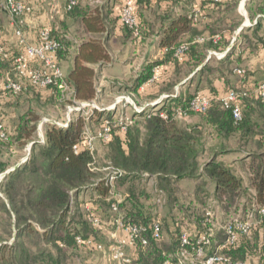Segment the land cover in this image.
<instances>
[{
	"label": "trees",
	"instance_id": "16d2710c",
	"mask_svg": "<svg viewBox=\"0 0 264 264\" xmlns=\"http://www.w3.org/2000/svg\"><path fill=\"white\" fill-rule=\"evenodd\" d=\"M203 1L209 21L191 34V30L196 28L193 25L200 21L199 14L189 17L181 14L171 18L160 38V44L168 49L165 59L147 62L138 76L129 84L122 85V92H126L138 107L145 106L141 112H136L129 104L132 115L128 116V122H124L126 113L122 114L123 118H113L110 112L93 110L92 113H97L101 118L100 131L104 122L110 128L109 136L103 142L106 144L109 168L115 170L112 182L107 175L106 178H98L92 170L95 162L93 151L83 141L85 133L89 132L90 117L78 115L65 127L47 123L44 125L43 141L37 140L40 115L35 110L36 105L38 102L49 104L65 96L58 88V82L41 88L22 80L20 91L5 89L13 95L20 110L11 130L0 121L6 134L5 138L0 137V148L6 146V151L10 146L22 149L30 143L31 150L24 162L1 178L0 211L5 212L3 224L8 233H12L14 228L18 234H29L38 227L43 239L57 247L58 254L39 257L36 264H61L62 261L74 260L77 256L74 257L72 253L66 256L65 252L69 250L77 253L82 247H91L87 244L90 239L104 245L106 238L101 242L99 233L105 237L101 229L102 215L105 213L106 217L110 213L107 221L121 218L124 225L136 224L145 228L142 235L147 244L135 240L133 247L136 258H130L122 264L176 263V254L182 249L191 255L196 264H201L224 238L221 228L209 235L212 224L206 213L213 205H218L226 217L221 225L233 216L245 218L250 214L252 218L249 233L238 232L236 244L221 250L220 253L229 259V264L246 262L251 256H257L260 264H264V216L258 213V208L264 206V98L257 92L258 85L264 80L254 81L253 86L247 88L249 71L241 64L242 52H253L261 45L264 48V0L246 1V14L252 25L240 31L234 44L221 58H217L214 53L220 54L227 49L233 32L242 23V17L236 12L239 0ZM80 2L77 0L71 9H66L68 15L77 17L85 33L100 34H92L94 38L91 39L83 38L75 51L72 65L66 74L63 72V79L72 100L90 102L96 97V72L83 62L105 63L111 59L108 42L117 21L121 29L127 31L132 42L138 37L134 35L133 29L120 21L119 12L112 16L110 6L105 5L99 11L98 8H81ZM144 2L147 3V0H137L135 9L139 39L144 37L145 32L138 14ZM122 3L123 0L119 1V10ZM0 11L7 12L2 7V0ZM237 14L241 18H234ZM185 31H189L190 35L183 39L180 33ZM50 35L61 45L56 53L59 62V57L70 53L71 43L55 31L50 30ZM182 44L187 48L181 56H176L175 51ZM237 49L239 52L236 54ZM209 52H212L210 56ZM13 56L6 49V55L0 56V71L7 70L9 79L16 80ZM166 62H171L174 69L173 78L160 90L167 96L159 101L158 107L153 106L152 101L140 102L138 89L155 82V71ZM236 68L243 72L237 73ZM195 69L197 71L187 82L186 89L176 95L173 89L182 76ZM231 76L237 77H234V83ZM214 79L225 83L224 94L229 90L246 92L238 98L240 120H234L231 107L222 104L213 86ZM192 84L194 89L190 90ZM204 87L210 92L207 95L208 107L204 112H193L189 108L190 101ZM143 98L148 99V96ZM191 116H196L195 122L182 120ZM138 119L140 122H137ZM202 125L207 126L209 131L204 132ZM204 135L215 139V143L207 149ZM256 135L261 140L254 141ZM232 150L249 152L248 186L243 185L242 179L233 173L228 162L223 159ZM202 158L207 159L201 162ZM8 164L0 162V173L5 172ZM148 176L155 177L157 188L172 191L175 197L183 181L192 182L188 202L179 203L177 198L168 201L170 211L181 212L178 213L180 226L173 229L165 218H156L144 210L140 200L146 193L139 183ZM116 182L117 186H122V198L117 197L114 191ZM209 186L212 190H209ZM249 188L253 192L248 191ZM88 193L93 208L86 206L89 202L84 196ZM72 197L75 203L71 205ZM246 199L249 205L244 203ZM240 210L242 216L239 215ZM198 211H201L199 215L195 213ZM90 215L98 218L99 225L89 220ZM189 220L191 225L188 224ZM153 222L159 223V238H155L152 233ZM183 233L187 235V244L181 242ZM202 236L208 239V243L198 242ZM78 237L82 242H77ZM198 247L202 249L199 256L196 254ZM5 249L6 254H3ZM23 250L25 246L21 243L0 246V264H29L32 261Z\"/></svg>",
	"mask_w": 264,
	"mask_h": 264
},
{
	"label": "crops",
	"instance_id": "0c3cea01",
	"mask_svg": "<svg viewBox=\"0 0 264 264\" xmlns=\"http://www.w3.org/2000/svg\"><path fill=\"white\" fill-rule=\"evenodd\" d=\"M22 1L27 4V6H29L30 12L25 14L20 22H17V19L12 17L8 12L0 11V42L4 47H6L11 55H14L13 57H16L24 52L26 45L38 43V34L42 28L55 31L60 37H65V39L71 43L70 53L59 57L58 62L62 71L66 74L72 65L75 51L80 45L79 43L82 42L83 38L86 39L85 37H87L88 39H91L94 38V36H91L92 34L100 33H85L78 22L77 17L68 15L66 10V0ZM119 1L121 0H81L80 6L81 8L85 9L98 8L99 11H102L103 6L108 5L112 10V16H115L119 12ZM246 1L247 0H245L244 4H246ZM204 4L205 2L203 0H147V3L144 2L138 11L140 21L145 26L144 37H141L140 39H137L133 42L130 40V36L128 35L127 31H124L123 28L121 29L120 22L117 21L116 27L114 28L112 36L108 42L111 46V48L109 47L111 59L105 63L83 62V64L91 66L95 69L96 97L100 91V89H98V85L100 86L102 84L106 85L112 83L113 79L117 81L120 79H122V81L129 79L125 83L122 82V85L129 84L131 80L138 76L147 62L165 59L168 49L160 44V38L163 28L171 18H177L181 14H187L188 17L191 15L197 16V14H199L200 16L198 19L200 21L193 25L196 28L191 30V34L196 31L195 29L200 30L201 27L209 21L206 15L207 8ZM243 6V2H241L240 7L243 8ZM238 10H236V12L242 17V23L233 32L234 35L232 36L231 42L227 49L220 54H216L217 58H221L231 48L235 42L233 40L237 39L238 34L244 27L252 25L251 20L247 17V14H242L240 10ZM17 29L20 30V35L16 33ZM180 34L183 39H186L189 37L190 32L185 31L181 32ZM21 37L24 41L23 44L20 42ZM237 52H239L238 49ZM137 55H139L138 59L135 57ZM241 59V64L246 66L249 71L246 87L250 89L253 86L252 84L254 81L264 80L263 46L261 45L253 52H249V50L242 52ZM135 60L138 61L136 65L133 63L136 62ZM132 63L135 65V67L129 70ZM173 70V64L171 62L161 64L158 67V70L155 71L154 78L156 81L152 84H145L140 87V89H138L139 96L142 99H139V101H142V103L146 101L155 102L158 100L160 101L162 98L167 96V93H163V91L160 92V90L165 83L173 78ZM196 71L197 69L187 75L182 76L180 82L173 89L176 95L180 92L182 93L186 89L187 82H189L190 78L194 76ZM8 75L9 72L7 70L0 71V121L11 130V126L13 125L14 119L16 118L20 108L15 103L13 95L8 93V91L4 88L9 79ZM234 77L237 78L236 76L230 77L233 83L236 81ZM213 86L215 87L216 94L221 98L224 95L226 89L225 83L220 79H214ZM193 89L194 86L192 84L190 90ZM199 91L205 95L210 93L207 87H204ZM146 96H148V99L143 98ZM96 97L93 100H95ZM154 105L158 107V103H154L153 106ZM186 120H188L187 122L189 123H193L196 120V116L188 117ZM202 129L204 132L209 131V128L205 125H202ZM253 139L257 142L259 139L261 140V137L256 135ZM12 148L16 147L12 146ZM8 151H11V149L9 148ZM248 153L249 152H244L243 150H232L223 156V159L228 162L233 173L242 179L244 186H248L249 184L250 173L248 170V164L250 157L248 156ZM3 155L5 157L4 159H9L11 156V154L2 153L1 157H3ZM18 155L19 158L16 159L14 163L9 165L5 172L14 170L26 160V157L22 156V150ZM14 157H16V154ZM2 174H4V172L0 173V179L4 176ZM248 191L253 192L251 188H249ZM86 197L87 195L84 196L85 200ZM87 199L90 201V197ZM86 206L87 208H93L94 204L89 202ZM112 224V222L105 223L107 226L111 225V228L109 227L108 230H106L104 227V223L101 225L102 233L105 234V236H107L106 238L108 239L104 241V245L101 243H95L92 241V239H90L91 243L88 244L91 246L89 247L90 249L82 247V250L86 252L96 251L98 253H102V256H104L105 259L111 260L115 264H122L123 262L120 259H117L113 256L114 247L116 248L121 241V247L124 251L125 257L128 259L136 258L134 247L129 243L127 233L123 229L115 227L112 228ZM97 245H101V248H97ZM86 261L88 264H90L88 259H86ZM246 262L247 264H260V260L257 256H251ZM110 264L113 263L111 262Z\"/></svg>",
	"mask_w": 264,
	"mask_h": 264
},
{
	"label": "rangeland",
	"instance_id": "374dc122",
	"mask_svg": "<svg viewBox=\"0 0 264 264\" xmlns=\"http://www.w3.org/2000/svg\"><path fill=\"white\" fill-rule=\"evenodd\" d=\"M243 1L244 0H239L236 10L239 9L242 14H245L246 13L245 4L243 8L240 7L241 2ZM29 12H30V9L26 11L20 17V19L22 20L24 15ZM236 17L241 18L238 14L234 16V18ZM236 54H237V51H236ZM135 57L138 59L139 55ZM135 61L136 62H133V63H135L136 65L138 61L137 60ZM133 63L131 64V67L129 70L135 67ZM128 80L129 79L122 81V79H120L117 81L113 79L112 83H109L106 85L102 84L100 86L98 85V89H100V91L97 94V97L95 100L88 102L89 106L88 105L82 106L81 103L83 101L72 100L70 97V94L65 95L60 100H57V101L54 100L50 102L49 104L47 103L41 104L38 102L35 108L37 113L40 115V120L38 122L37 130H36L37 140L39 142H42L43 133H44V125L47 123H51L59 127H63V126L65 127L67 125L68 120L74 119L78 115H82L85 118L90 117L91 118L90 119L91 121L89 120L90 127L87 126L89 129L87 130L92 136H95V139L91 142V145L89 147L90 150L93 151V158L95 161L92 166V170H94V172L97 173L98 178H101V177L106 178V175H107L108 180L112 182L114 178L112 179L110 178L114 177L113 175H114L115 170H113L112 168L111 169L109 168L110 164L106 157V151H107L106 144L103 142L106 140H102L99 136V133H100L99 123H100L101 118L100 116H98L97 113L93 114L92 112L93 110H96L97 112H101L102 110H105V113L110 112L113 118H118L120 116L122 118L123 113H126L125 115L127 116H131L132 109L129 105L130 104L129 102L132 101V99H130L131 97L127 95L126 92H122V82L125 83ZM158 101L153 102V104L159 103ZM187 118L188 117H185L182 120L187 122L188 121L186 120ZM137 122H140V120L138 119ZM204 137H205V142H206L205 143L206 149L215 143V139L211 138L212 136L204 135ZM10 149L11 151L7 152L6 146H3L0 148V154L1 153L11 154L9 159H4L5 158L4 155L3 157H1L0 155V162L4 163L8 160L9 161L8 166L14 163V161L19 158L18 154L20 153L21 150H22V156L27 158L30 154L31 147L29 143L26 146H24L22 149L12 148V146H10ZM15 154H16V157H14ZM205 154H207L206 151H205ZM206 159L207 158H202L201 162H204ZM116 184L117 182L115 183V185ZM139 184H140L139 186L143 188L142 189L143 192L146 193V196L142 197V199L140 200L142 202L144 210L145 211L148 210L146 212L149 213L151 216H155L156 218H165L167 222L169 223V225L171 224L170 226L173 229L176 228V226H180V223H179L180 215L179 214L181 212L170 211L168 201H171L174 198H177L179 203L188 202L189 197H190L192 182L183 181L182 187L178 190L176 197L172 195V191H169V190L164 191V190L157 188L156 179L154 176L152 177L148 176V177L143 178ZM208 188L209 190H212V187L209 186ZM114 191H116L117 197L120 196L122 198V186L116 185ZM88 197H90L89 193L86 197V200L87 202H90L87 199ZM1 201L2 200L0 199V203ZM74 203H75V200H74V197H72L71 205ZM244 203H246V205L247 204L249 205V200L248 199L244 200ZM209 212L211 213V217H209V219L211 220V224H212L210 231H212V234H214L216 233L217 229L220 227L221 223L224 221L223 219H225L226 217L225 215H222L221 210L218 207V205H215V206L213 205L211 209L209 210ZM195 213L199 215L201 211H198ZM105 214L106 215H102V220L104 223V227L106 228V230H108L109 227L111 228V225L107 226L105 225V223L111 222V221H107L109 220L107 218H110V213L108 214V217H106L107 213ZM239 215L242 216L241 210L239 212ZM188 216L190 217L191 215L188 214ZM175 218H179V219H175ZM116 219L117 218H115L114 221L112 222L113 228L114 227L117 228ZM3 223H5V212L0 211V246L1 247L9 246L15 243H17V245H20L21 243L22 246H25V250H23V252L26 254V257L29 258L30 261H32L29 264H36L38 262L37 260L39 259V257L41 258L53 257L54 254H58L57 247L53 245L52 243H48L46 239H43V237L41 236L40 228L36 227L37 230L30 232L29 234L25 232H21L20 234H18V232L16 233V230L12 227L13 228L12 233H8L7 229L4 228ZM188 224L190 225L192 224L191 220L188 221ZM15 234H18V235L15 236ZM99 237H100L99 239L101 242L105 240L106 238V236L103 237L102 234L100 233H99ZM6 251L7 249L3 250V254H6ZM65 253H66V256H69L72 253L75 255L74 257L76 256L77 257L74 260L62 261L61 264H88L86 259L90 261V264H110L111 262L115 264L113 261L105 259V257L102 256V253H98L96 251L86 252V251L80 250L76 253V252H72L68 250ZM35 257H37V259H35Z\"/></svg>",
	"mask_w": 264,
	"mask_h": 264
},
{
	"label": "built area",
	"instance_id": "2783aa9c",
	"mask_svg": "<svg viewBox=\"0 0 264 264\" xmlns=\"http://www.w3.org/2000/svg\"><path fill=\"white\" fill-rule=\"evenodd\" d=\"M218 2L220 0H213ZM137 0H123V3L119 10L120 21L133 29L134 35H136L139 39V28L137 25V19L135 15ZM77 3V0H67L66 1V9H71ZM2 7L5 11H7L12 17L17 19V22H20V17L29 10V6L25 4L22 0H2ZM16 33L20 35V30L17 29ZM39 41L37 44L26 45L24 52L19 54L14 58L13 65L16 71L17 79L12 80L9 79L5 84V89H8L12 92H18L21 89L22 80H27L29 83L34 84L38 87H46L52 82H58V88L65 95H69L70 91L68 90V86L63 79V71L58 65V61L56 59V53L60 49V43L51 37L50 30L47 28H42L38 34ZM20 42L23 44L24 41L22 37L20 38ZM264 43V39H263ZM187 48L185 44L180 45L176 51V56H181L183 51ZM210 54L212 52H209ZM209 54V55H210ZM215 55L218 53H214ZM6 55V49L0 42V56ZM235 71L237 73H242L243 71L240 68H236ZM153 80V79H152ZM258 94L264 98V82L260 83L257 88ZM245 91H235L229 90L222 97L221 101L225 107H231L232 115L234 120L238 121L241 119V111L238 98L240 95H245ZM131 99V98H130ZM133 109L136 112H141V110L145 107H138L133 101L129 102ZM209 103V98L202 92H197L192 100L190 101L189 108L193 112L200 113L204 112ZM82 106H89V103L82 102ZM93 106V105H92ZM79 109V108H78ZM109 109V108H108ZM123 118V117H122ZM125 118V117H124ZM130 117L126 116L124 122H128ZM70 120L67 121V123ZM62 126V125H61ZM64 127V126H63ZM109 126L104 122L102 125V130L99 133V136L102 140H107L109 136ZM6 134L3 129V125L0 123V137L5 138ZM95 139V136H92L89 132L85 133L83 138L84 143L87 147H90L91 142ZM43 141V140H42ZM76 148V146H74ZM111 177L110 179H112ZM258 213L264 216V206L258 208ZM207 218L211 217V213L208 211L206 213ZM89 220L94 225H99L100 221L97 217L90 215ZM117 228L123 229L127 233V238L129 243L133 246L135 240H140L142 244H147L146 238L142 235L145 231V228L136 224L132 225H124L121 218L116 219ZM252 225V218L250 214H247L245 218H241L239 216L231 217L227 222L220 225L224 232V238L221 243H219L216 248L207 255L201 264H217V263H230L227 257H224L220 252L223 248L232 246L236 244L238 240V232L242 234H248ZM152 233L155 238H159L160 236V226L158 222L152 223ZM209 235H212V231ZM208 243V239L205 237H201L198 242ZM77 242L80 243L82 240L78 237ZM182 244H187L188 239L187 235L183 233L181 235ZM91 240L87 241V244H90ZM122 242L120 241L117 247L113 249V256L117 259H120L122 262H128L129 259L125 257L124 251L121 247ZM97 248H101V245H97ZM196 254L199 256L202 254L201 247H198L196 250ZM176 263L173 261H166L163 264H196L191 255L185 250L182 249L176 254L175 258ZM232 264H247L244 261H235Z\"/></svg>",
	"mask_w": 264,
	"mask_h": 264
},
{
	"label": "water",
	"instance_id": "95a60500",
	"mask_svg": "<svg viewBox=\"0 0 264 264\" xmlns=\"http://www.w3.org/2000/svg\"><path fill=\"white\" fill-rule=\"evenodd\" d=\"M244 3H245V0L243 1V5H244ZM7 172H8V171L4 172V174L7 173ZM4 174H2V175H4Z\"/></svg>",
	"mask_w": 264,
	"mask_h": 264
}]
</instances>
